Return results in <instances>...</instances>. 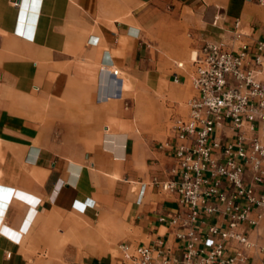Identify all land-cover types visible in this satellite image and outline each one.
Listing matches in <instances>:
<instances>
[{"label": "crops", "instance_id": "1", "mask_svg": "<svg viewBox=\"0 0 264 264\" xmlns=\"http://www.w3.org/2000/svg\"><path fill=\"white\" fill-rule=\"evenodd\" d=\"M18 2L0 0V226L20 230H0V264H40V253L83 254L67 264H125L124 244L150 246L157 261L165 255L182 264L189 239L179 234L193 225L196 246L204 247L211 226L226 229L228 204L215 198L210 204L219 210L203 211L191 224L178 192L163 188L178 179L173 145L184 140L173 131L156 139L137 130L109 148L110 121L128 119L124 96L101 99L109 91L101 90V67L144 76L156 94L169 93L188 72L153 64L160 54L150 46L175 43L158 38L156 30L165 28L186 38L194 53L206 42L235 51L248 44L246 68H255V56L264 54L257 50L264 46V0H39L33 17L22 16ZM258 77L264 81V64ZM253 126L244 124L245 148L254 138L264 143L262 122ZM237 135L229 119L221 120L213 158L223 161ZM256 175L247 165L244 185L261 196L264 176L259 182ZM220 191L231 196L234 187L224 180ZM255 213L262 215L257 226L237 228L246 244L224 242L226 257L241 254L238 264H264V209Z\"/></svg>", "mask_w": 264, "mask_h": 264}, {"label": "built area", "instance_id": "2", "mask_svg": "<svg viewBox=\"0 0 264 264\" xmlns=\"http://www.w3.org/2000/svg\"><path fill=\"white\" fill-rule=\"evenodd\" d=\"M13 1L17 4V0ZM263 47L261 42L257 44V50L262 51ZM249 56L248 44L235 51L221 42H206L192 58L190 78L194 93L187 102L189 113L186 118L175 120L172 126L173 133L184 140L173 145L178 179L166 182L163 188L178 192L180 202L191 210V224L201 212L213 214L219 210L214 203L210 204L215 198L227 203L229 210L226 229L211 226L202 248L196 246L193 225L187 235L179 234L180 238L189 239L182 264H238L241 254L226 257L224 242L236 239L246 244V236L237 228L241 224L257 226L262 216L255 212L264 209V195L256 196L243 180L247 165L257 172V181H262L264 176V143L254 138L248 147L244 146V124L249 123L253 130V123L260 120L264 126V81L258 77L263 72L264 54L255 56V68H246ZM177 67H184V63H178ZM103 73L116 76L119 69L103 64ZM175 78L180 81L177 73ZM224 118L238 130V141L225 148V159L220 161L213 158L221 148L213 135ZM224 180L234 187L231 196L220 191ZM241 200L246 203L242 204ZM121 249L125 264H172L165 255L157 261L153 249L144 244L133 248L124 244Z\"/></svg>", "mask_w": 264, "mask_h": 264}, {"label": "rangeland", "instance_id": "3", "mask_svg": "<svg viewBox=\"0 0 264 264\" xmlns=\"http://www.w3.org/2000/svg\"><path fill=\"white\" fill-rule=\"evenodd\" d=\"M21 1L22 0H19L18 4H20ZM147 33H150V30H148ZM156 33L158 38L163 36L161 40L174 41L175 43L170 45L162 44L150 46L160 54L159 60L153 64L159 71H166L169 73L177 71L183 73V70L177 67L178 63L183 62L184 69L188 72L186 81L173 83L169 93L159 95L148 87L144 76L129 75L123 73L121 69L118 68L119 75L114 76L103 73V77L107 82L106 88L109 90L107 94L105 93L104 99H121L124 96L121 102L125 105L127 119L128 122L132 124L134 132L139 129L143 135L151 136L156 139H164L172 131V126L174 124L173 120L176 117L186 118L189 113L187 102L194 93L190 78L193 69L192 57L194 56V48L189 46L187 39L182 37V35L173 38L172 29H157ZM140 97L145 101H153L155 106L147 107V103L142 101L143 99ZM138 99L140 100L138 101ZM136 104L138 105V109ZM139 121H141L142 124ZM151 121L153 122L151 123ZM118 127L120 126H118L115 121H110L108 130L104 133L109 136L114 135V138L107 140L109 148L114 149L115 146H119L125 137L128 136V134L124 132H111L113 128L115 129ZM101 142L104 144L102 138ZM40 255V257L37 256L42 261L40 264H52L54 260L61 264H67L70 262L76 263L81 259L83 254L40 253Z\"/></svg>", "mask_w": 264, "mask_h": 264}, {"label": "bare ground", "instance_id": "4", "mask_svg": "<svg viewBox=\"0 0 264 264\" xmlns=\"http://www.w3.org/2000/svg\"><path fill=\"white\" fill-rule=\"evenodd\" d=\"M38 1L39 0H22L21 1V3L19 4V5H21L22 7H23V12H22V16H23V14L25 13V14H28V13H30V15L33 17V16H35V11H36V9H37V7H38ZM16 17H17V15H16ZM31 18V17H30ZM27 35H30V33L27 31V33H26ZM31 42V41H30ZM194 55H195V53H194ZM22 57V56H21ZM194 57V56H193ZM38 72V71H37ZM2 79V78H1ZM40 81V80H39ZM40 84H42V83H40ZM106 84H107V82H106V80H105V78L103 77V74H102V76H101V79H100V85H101V90L102 89H104L105 87H107L106 86ZM21 92H23V91H21ZM27 94V93H26ZM101 99H104L105 98V94L104 93H102L101 92ZM141 98V97H140ZM93 99V98H92ZM141 99H143V98H141ZM140 99H138V101H139ZM142 101H144L145 103H147V107H154L155 106V103L153 102V101H151V100H142ZM27 102H29V104L30 105H36L37 104V100H32V99H30V100H27ZM144 104V103H143ZM138 105L136 104V107H137ZM144 106V105H143ZM96 107H98V106H96ZM136 109V108H135ZM137 109H138V107H137ZM142 111V110H141ZM139 112V111H138ZM137 112V113H138ZM140 113V112H139ZM136 114V113H135ZM142 114V113H141ZM147 115V114H146ZM137 116H138V114H137ZM140 116V115H139ZM136 117V116H135ZM134 117V118H135ZM143 117V116H142ZM151 117H152V115H151ZM113 118V117H112ZM141 118V117H140ZM101 119V118H100ZM103 119V118H102ZM125 119V120H124ZM108 120H109V118H108ZM111 121H115L116 123H117V125L118 126H120V127H118V128H113L112 129V131L111 132H124V133H127V134H131V132H134V130H133V126H132V124H130V122H128V120L126 121V117L125 118H123V117H120V118H118V119H115V120H111ZM137 122V121H136ZM141 124H142V122L141 121H139ZM153 121H151V123H152ZM103 123V122H102ZM138 123V122H137ZM144 125V124H143ZM146 125V124H145ZM139 127V126H138ZM146 127V126H145ZM112 128V127H111ZM139 130V129H138ZM109 131H110V129H109ZM94 133V131L92 132V131H89V133ZM87 133V132H86ZM107 136L109 137V135L107 134ZM113 137H114V135H112ZM102 138V140H104V135L101 137ZM109 140V139H108ZM107 141V140H106ZM10 188V187H9ZM28 192V191H27ZM33 198H34V200H39L40 198H39V196L38 195H36V194H34V193H32V192H28ZM18 199V198H17ZM20 200V199H19ZM36 201V202H37ZM29 207V206H28ZM34 213H35V211H34V209L31 211V213H30V215L27 217V219L25 220V222H24V226H23V229L24 230H28L27 228H29L31 225H32V218H33V216H34ZM37 213V212H36ZM24 219V218H23ZM21 226V225H20ZM30 229V228H29ZM0 230H2L3 232H5L6 234L8 233H15V234H19L20 232V230H16L15 228H13V227H11L10 225H8L7 223H2L1 224V226H0ZM29 231V230H28ZM9 236V235H8ZM96 239H94L93 241H95ZM21 241V240H20ZM90 242H92L91 240H89ZM93 243V242H92Z\"/></svg>", "mask_w": 264, "mask_h": 264}]
</instances>
